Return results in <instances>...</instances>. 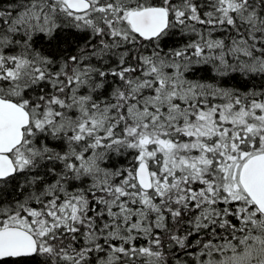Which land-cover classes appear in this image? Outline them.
<instances>
[{"label": "snow or ice", "instance_id": "1", "mask_svg": "<svg viewBox=\"0 0 264 264\" xmlns=\"http://www.w3.org/2000/svg\"><path fill=\"white\" fill-rule=\"evenodd\" d=\"M0 264H264V0H0Z\"/></svg>", "mask_w": 264, "mask_h": 264}]
</instances>
